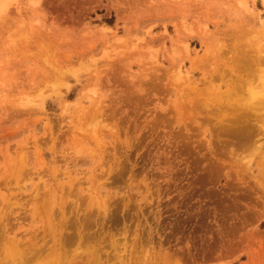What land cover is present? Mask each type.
<instances>
[{
  "label": "rangeland",
  "instance_id": "rangeland-1",
  "mask_svg": "<svg viewBox=\"0 0 264 264\" xmlns=\"http://www.w3.org/2000/svg\"><path fill=\"white\" fill-rule=\"evenodd\" d=\"M16 243L264 264V0H0V264Z\"/></svg>",
  "mask_w": 264,
  "mask_h": 264
},
{
  "label": "bare ground",
  "instance_id": "bare-ground-1",
  "mask_svg": "<svg viewBox=\"0 0 264 264\" xmlns=\"http://www.w3.org/2000/svg\"><path fill=\"white\" fill-rule=\"evenodd\" d=\"M58 73V72H57ZM60 74V73H59ZM57 75V74H56ZM64 76V75H63ZM263 95V94H262ZM261 95V96H262ZM258 96H260V94L258 95ZM261 101V100H260ZM256 105V104H255ZM261 106H262V104H261ZM18 242V241H17ZM13 244H14V242H13ZM16 245H17V247H15V245H13L16 249V251L14 252V251H12V252H14L13 254H14V256H16L15 258H17V263L18 264H25L24 262H25V260H24V258L27 256V254H26V252L24 251V250H21V249H18L19 247H18V244L16 243ZM14 247H12L13 249H14ZM20 248H21V246H20ZM94 250V249H93ZM10 251V252H11ZM27 251V250H26ZM7 252V251H6ZM10 252H8V254L10 253ZM37 252V251H36ZM61 254V253H60ZM11 255H12V253H11ZM10 255V256H11ZM94 255H95V253H94ZM8 256V255H7ZM9 256V257H10ZM93 257V254L92 255H90V256H88L89 257V259H90V257ZM33 258V257H32ZM57 259H59V258H57ZM98 259V258H97ZM24 260V261H23ZM90 261H92V259L90 260ZM26 264H28V263H26ZM53 264V263H52ZM58 264V263H57ZM93 264H94V262H93Z\"/></svg>",
  "mask_w": 264,
  "mask_h": 264
}]
</instances>
